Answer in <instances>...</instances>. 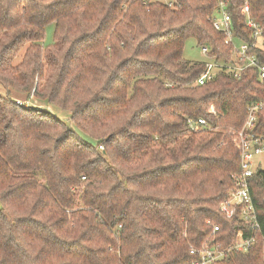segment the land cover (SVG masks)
<instances>
[{
  "label": "trees",
  "instance_id": "1",
  "mask_svg": "<svg viewBox=\"0 0 264 264\" xmlns=\"http://www.w3.org/2000/svg\"><path fill=\"white\" fill-rule=\"evenodd\" d=\"M245 7L264 36V0H0V264H192L213 226L222 248L255 240L216 264H264L262 175L250 180L255 231L219 213L240 170L229 133L264 81L222 70L192 87L205 63L183 58L192 38L229 63L212 19L224 9L249 43ZM198 118L210 130L189 131Z\"/></svg>",
  "mask_w": 264,
  "mask_h": 264
},
{
  "label": "built area",
  "instance_id": "2",
  "mask_svg": "<svg viewBox=\"0 0 264 264\" xmlns=\"http://www.w3.org/2000/svg\"><path fill=\"white\" fill-rule=\"evenodd\" d=\"M241 13L246 16L245 27L250 31L252 41L248 43L236 39L233 35L230 17L224 9H220L217 13L218 17L212 19V27L225 36L226 44L232 46V58L229 63L223 60L221 64L218 63V60L209 58V62L205 63V72L195 80L192 87L204 86L222 70L238 79L244 70L255 68L258 80L260 82L264 81V66L259 63L256 54L252 52L256 48L264 49L262 29L258 23L247 17V7L243 8ZM201 52L207 56L208 49L202 47ZM208 112L215 115L213 107H209ZM262 119H264V101L249 106L242 129L238 132L229 133L233 137L232 142L239 155L240 170L233 176V188L226 199L219 204L221 215L228 220L239 215L245 226L252 231L258 228V223L255 206L250 195V180L254 175L261 174L264 185V169L262 168L264 162L258 158L259 155L264 153V135L256 132L257 125ZM186 124L191 132L208 129L207 122L202 118L188 119ZM219 230L218 226H213L212 238L209 242L203 243L199 248L189 247V254L197 257L192 264H216L221 262L229 253L246 254L255 243L253 237H239L227 248H222L215 240Z\"/></svg>",
  "mask_w": 264,
  "mask_h": 264
},
{
  "label": "rangeland",
  "instance_id": "3",
  "mask_svg": "<svg viewBox=\"0 0 264 264\" xmlns=\"http://www.w3.org/2000/svg\"><path fill=\"white\" fill-rule=\"evenodd\" d=\"M218 17V15L216 16ZM53 34H54V28L53 25L50 24L45 28L44 32V40H43V47H51L53 45ZM202 47H199L194 39L190 38L187 39L184 45L183 50V58L188 61L192 62H203L207 63L209 62V58L202 54L201 52ZM223 60H219V64H221ZM26 107L32 108V109H44L51 113L55 118L61 120V121H68L69 113L63 112L57 108L51 107V106H44L43 103L36 102L34 100H30L28 103H26ZM259 159L264 162V153L258 156ZM264 169V165L262 166Z\"/></svg>",
  "mask_w": 264,
  "mask_h": 264
}]
</instances>
